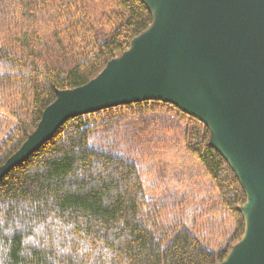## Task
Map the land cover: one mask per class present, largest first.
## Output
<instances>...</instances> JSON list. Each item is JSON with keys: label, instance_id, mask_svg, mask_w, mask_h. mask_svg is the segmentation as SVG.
I'll return each mask as SVG.
<instances>
[{"label": "trees", "instance_id": "16d2710c", "mask_svg": "<svg viewBox=\"0 0 264 264\" xmlns=\"http://www.w3.org/2000/svg\"><path fill=\"white\" fill-rule=\"evenodd\" d=\"M97 8L95 0H0V107L17 121L0 167L60 90L96 78L154 20L143 0ZM167 138L199 171L160 192L146 184L147 146ZM246 202L198 118L152 100L103 109L68 119L0 179V264H218L245 235Z\"/></svg>", "mask_w": 264, "mask_h": 264}, {"label": "water", "instance_id": "95a60500", "mask_svg": "<svg viewBox=\"0 0 264 264\" xmlns=\"http://www.w3.org/2000/svg\"><path fill=\"white\" fill-rule=\"evenodd\" d=\"M151 27L87 84L60 90L0 179L70 118L141 101L204 122L247 202L243 239L218 264H264V0H143Z\"/></svg>", "mask_w": 264, "mask_h": 264}, {"label": "rangeland", "instance_id": "374dc122", "mask_svg": "<svg viewBox=\"0 0 264 264\" xmlns=\"http://www.w3.org/2000/svg\"><path fill=\"white\" fill-rule=\"evenodd\" d=\"M95 3L98 6L97 9H101L102 6L109 4V0H95ZM152 114L150 112L148 115ZM168 117L174 118L173 115H168ZM128 120H131V117ZM128 123L125 124L128 132H137V125L135 123ZM15 128H17V121L6 109L0 107V145ZM172 140L175 139L167 138L160 144L154 142L149 147L147 146L151 158L148 161L150 175L147 177L146 184L150 188L155 186L160 192L168 191L170 189V182L173 180L184 179L181 177L190 176L191 174H196V171H199L197 162L181 148L177 147L178 143ZM201 180L204 181L202 178Z\"/></svg>", "mask_w": 264, "mask_h": 264}]
</instances>
